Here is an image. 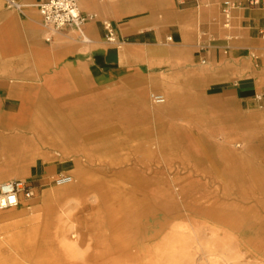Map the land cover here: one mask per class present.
<instances>
[{
	"label": "crops",
	"instance_id": "0c3cea01",
	"mask_svg": "<svg viewBox=\"0 0 264 264\" xmlns=\"http://www.w3.org/2000/svg\"><path fill=\"white\" fill-rule=\"evenodd\" d=\"M20 1V11L6 4L0 9V66L68 64L84 68L97 86L114 84L122 92L132 87L135 93L154 69L170 81L201 64L211 73V89L223 87L238 97L257 90L252 74L254 83L237 87V74H248L237 65L264 59L263 7L237 8L226 18L227 0H177L161 19L140 29L139 17L125 14L123 0H79L82 12L95 13V19L82 33L69 28L48 41L39 10L45 0ZM129 19L135 24L126 25ZM106 22L119 43L108 41ZM7 74L0 70V97L5 84L16 80ZM42 207L22 197L18 206L0 209V264H140L161 256L157 245L170 232H162L157 221H31L28 210Z\"/></svg>",
	"mask_w": 264,
	"mask_h": 264
},
{
	"label": "bare ground",
	"instance_id": "6f19581e",
	"mask_svg": "<svg viewBox=\"0 0 264 264\" xmlns=\"http://www.w3.org/2000/svg\"><path fill=\"white\" fill-rule=\"evenodd\" d=\"M58 90L65 97L62 99L65 108H60L58 100L51 102L42 93L37 98H26L21 110L24 113L15 120L4 122L5 129L12 130L0 142V157L4 156L0 167L8 173V177L28 173L27 167L18 161L30 158L39 151L37 143L23 140L25 134L20 129L26 128V125H12L28 123L31 126L27 125V128L33 129L37 137H47L52 145L58 147L57 151L62 155L61 165L70 169L69 177H65L67 182L63 183L62 178H58V185L52 187L49 197H68V203H73L68 211L58 216L59 220H63L64 216L69 218L80 204H91L94 221H154L156 207L164 209L166 203H173L176 211L172 221H188L181 210V203L187 201L186 194L189 192L186 184L178 182L180 178H174L173 189L160 188V184L169 185L170 182L167 179L157 180L158 175L146 173L151 166L145 162L155 159L131 156L134 153L132 148L137 153L147 151L144 142L152 136V128L147 124L149 114L169 109L179 104L180 99L168 98L166 93H153L150 95L151 103L145 92H132L116 95L112 101L98 98L72 101L71 89L59 86ZM153 95H161L165 101L158 103ZM160 128L173 130L161 134L162 145L166 149V140L178 136L172 127ZM182 136L189 137L186 133ZM178 144L169 141L167 151L177 152L174 147ZM184 147L185 156L169 161H190L197 171L205 172L220 167L234 179L233 182L248 175L251 184L259 185L264 192V167L257 168L250 162L241 165L237 158L241 152L231 140L219 151L224 164L218 166L214 164L216 157H211L218 152L214 153L210 143L191 140L185 142ZM250 151L264 156V145ZM194 182L190 181L191 185ZM190 192L189 210L193 216L189 221H200L198 214L202 210L214 215L215 203L203 206L199 191ZM50 213L51 209L47 215ZM39 220L40 213L34 221ZM243 229H258L255 231L258 234L244 243L234 234L236 230ZM157 248L160 257L141 260L140 264H264V223L257 225L250 221L243 228L241 221H232L231 229H225L217 224L178 222L171 226L169 234L162 238Z\"/></svg>",
	"mask_w": 264,
	"mask_h": 264
},
{
	"label": "rangeland",
	"instance_id": "374dc122",
	"mask_svg": "<svg viewBox=\"0 0 264 264\" xmlns=\"http://www.w3.org/2000/svg\"><path fill=\"white\" fill-rule=\"evenodd\" d=\"M24 1L26 2V0ZM175 1L177 0H123L124 12L128 17L133 14L138 16L140 29H144L148 27V20H159L165 10L169 12ZM4 8L5 1L1 0L0 9ZM132 24L135 23L131 19L126 22L128 26ZM125 47L123 45L121 49H125ZM201 66V64H197L195 70H188L189 73L183 77L173 76L170 81L165 80L164 75H158L157 70L154 69L155 74L152 79L145 80L135 86V89L145 92L150 100V95L153 93H166L168 98L180 99L179 104L171 106L169 109L149 114L147 124L152 128V136L144 142L147 151L137 153L132 148L134 153L131 154L134 158L155 159V161L145 162L151 166L146 173L150 176L158 175L157 180L167 179L170 182L169 185L160 184V188L171 187L173 189L175 185L172 182L173 179L180 178L178 182L186 184V188L189 190L186 194L187 201L184 204L181 203L183 217L188 221H172L175 219L176 211L173 203H166L164 209L155 208L154 221L160 225L159 228L162 232L164 227L171 228L178 222H186L191 225L217 224L222 225L225 229H231L232 221H241L243 228H246L250 221L257 225L264 223V192L259 185L251 184V178L248 175L233 182L234 179L223 172L220 167L205 172L197 171L193 162L190 161H169V159L185 156L184 143L194 140L210 143L215 150L214 153L218 152L214 154L215 156H211L217 159L214 164L216 166L224 164L219 151L228 140H231L234 147L241 152L237 154L241 165L250 162L257 168L264 167V156L250 151L254 147L257 148L258 145H264V59H251L246 66L237 65V68L243 70L245 68L248 71V77L243 73L237 74V87L250 85L254 82L257 85L256 91L241 97L227 95L223 87L218 90L211 89V82L207 81L211 73L199 68ZM0 70L8 72V77L16 79L5 84V91L0 97V142L4 136L12 132V130L5 129L4 122L15 120L18 115L24 113L21 110L26 98L33 96L37 98L43 93L49 101L56 102L58 100L60 108H65L66 106L62 105V99L65 97L59 93L61 92L58 90L59 86L71 89L70 99L72 101L83 98L112 101L116 95L121 96L122 93V95H126L133 89L129 87L122 92L114 84L97 86L93 80L89 79L84 68H74L68 64H52L45 67L34 65L0 66ZM251 74L254 76V82L250 80L249 75ZM74 77L76 81L72 80ZM199 78H203V81H196ZM55 92L57 93L55 94ZM153 106L158 107L156 104ZM15 124L26 125V128L20 129L25 134L23 140L37 143L39 151L30 158L18 161L19 164L27 167L29 172L25 175L8 177V173L0 167V184L18 180L31 188L34 195L30 198V202L43 203V207L37 212L34 209L28 210L33 214L31 221H34L39 213V221H94L91 204H80L69 218L64 216L63 220L58 219V216H62L63 211H68L73 203H68V197L58 199L49 197L52 187L58 185L56 180L69 177L70 169L61 165L60 157L62 155L57 151L58 147L51 144L49 138L37 137L33 129L27 128V125L31 126V124L14 123L12 125ZM160 126L172 127L178 136L176 138L169 137V140H166L168 146L166 149L162 145L164 141L161 134L173 130L162 129ZM185 133L189 137H183L182 135ZM169 141L179 143L177 147H174L178 150L177 152L167 151V148L170 147ZM235 144L240 146L236 147ZM3 158L4 156L0 157V164ZM190 181L195 182L191 185ZM196 189L202 197L201 204L203 206L215 203L214 215H208L202 210L203 212L198 214L200 221H189L193 216L189 210L190 190ZM50 209L51 213L47 215V211ZM255 231L258 229L253 231L243 229L236 230L234 234L239 241L246 243L251 236L258 234Z\"/></svg>",
	"mask_w": 264,
	"mask_h": 264
},
{
	"label": "built area",
	"instance_id": "2783aa9c",
	"mask_svg": "<svg viewBox=\"0 0 264 264\" xmlns=\"http://www.w3.org/2000/svg\"><path fill=\"white\" fill-rule=\"evenodd\" d=\"M6 7L20 11L24 4L20 0H5ZM263 7L264 0L234 1L229 0L224 3L223 13L226 18L230 17L231 11L237 8ZM39 10L43 18L44 26L48 31L47 40L52 39L54 33L74 28L80 33L84 25L95 19L96 14L92 12L83 13L79 0H45L39 4ZM108 41L119 43L115 27L112 23L104 24ZM264 38V29L261 31ZM158 103H163L165 98L161 95H153ZM68 179L62 177L61 182ZM34 195L31 188L22 181H7L0 184V209H10L19 205L22 197L31 198Z\"/></svg>",
	"mask_w": 264,
	"mask_h": 264
}]
</instances>
